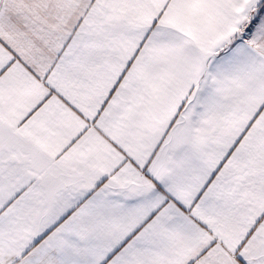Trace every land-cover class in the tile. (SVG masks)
Returning <instances> with one entry per match:
<instances>
[{
  "label": "snow or ice",
  "instance_id": "6c2138e0",
  "mask_svg": "<svg viewBox=\"0 0 264 264\" xmlns=\"http://www.w3.org/2000/svg\"><path fill=\"white\" fill-rule=\"evenodd\" d=\"M0 264H264V0H0Z\"/></svg>",
  "mask_w": 264,
  "mask_h": 264
}]
</instances>
